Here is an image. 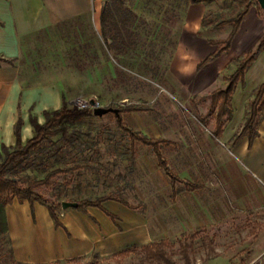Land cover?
<instances>
[{"label": "rangeland", "instance_id": "1", "mask_svg": "<svg viewBox=\"0 0 264 264\" xmlns=\"http://www.w3.org/2000/svg\"><path fill=\"white\" fill-rule=\"evenodd\" d=\"M241 1L218 0L206 15L211 13L218 21L219 13L228 15ZM134 2H110L113 7L111 25L138 27V31L126 33L128 57L121 62L113 57L118 60L114 63L115 78H106L103 58L97 54L100 48L89 28L90 19L70 21L53 30L46 39L48 49L57 44L60 52L54 54L49 63L55 65L56 61L66 73L84 71L88 77L95 69L98 70L102 79L78 80L75 84L77 93L72 99H94L103 107L114 109L141 108L142 112L121 115L125 125L147 138L159 137L168 141V145L161 146L168 168L181 181L200 186V189L189 191L182 183L172 187L169 178L158 167L152 150L131 142L116 127L113 114L96 117L91 113L80 123H67L66 136L58 135L51 139V144L43 143L39 152L17 169L18 178L23 182L41 180L50 171L81 166L84 169L80 171L53 177L49 185L38 188L36 192L55 202L116 196L144 212L150 228L158 231L154 242L165 239L173 246L175 264H183L179 240L196 232L198 237L192 246V264H242L248 259L250 246L256 242L253 236L264 231V218L259 219L258 225H254L255 218L247 215L226 217L222 219L224 223L217 221L215 201L222 161L213 150V145H218L213 134L215 121L213 116L207 115L209 100H204L205 95H189L182 88L181 76L176 70L180 66L173 63L182 28L180 10L189 4H185V0H138L137 9L142 14L136 16L124 7L126 3ZM252 6L264 19L255 1ZM253 11L251 9V13ZM209 20L213 21L212 18ZM213 24L204 25L203 34L208 30V37L224 40L231 31V25L215 29ZM247 48L245 55L253 51L255 45ZM213 49L196 45L194 57L203 60ZM242 50L240 44L235 45L231 52L210 62L206 71L230 59L231 64L221 72L222 78L228 77L239 58L245 56ZM49 51L54 52L52 48ZM183 66H190L188 71L193 76L204 70H196L195 64ZM211 82L218 83L217 80ZM68 107H73L71 102ZM204 205L209 206L208 211L213 213V218L207 223L203 219V211L207 210L202 208ZM201 238H206V241L203 243ZM8 250L9 245L0 234V264H13ZM84 263L162 264L137 254L117 262L110 258L88 257L80 262Z\"/></svg>", "mask_w": 264, "mask_h": 264}, {"label": "crops", "instance_id": "2", "mask_svg": "<svg viewBox=\"0 0 264 264\" xmlns=\"http://www.w3.org/2000/svg\"><path fill=\"white\" fill-rule=\"evenodd\" d=\"M137 1L123 5L136 16H141ZM105 4V0H0V155L2 147L14 146V128L18 119L21 120L20 141L24 143L32 137L30 117L43 124L45 111L59 110L63 101L68 105L73 100L78 80L102 79L96 69L88 77L84 71L66 73L56 61L53 63L55 65L49 63L50 58L60 52L57 44L51 47L54 52L48 49L46 39L53 30L70 21L92 20L89 28L100 48L97 54L103 58L106 78H115L114 63L118 60L113 57L120 62L128 57L126 33L136 32L138 27L108 24L103 38L100 15ZM210 6L200 3L180 10L182 28L173 63L180 66L176 70L181 76L182 88L192 96L207 97L214 90L226 86L221 72L232 60L222 62L208 72L210 62L231 52L237 44H240L245 55L249 49L247 47L255 45L256 48L264 36V19L258 15L256 7L251 6L240 23L230 49L208 62L202 73L193 76L188 71L191 67L183 65L195 64V69L201 70L203 68L197 69V65L210 55L197 60L194 57L196 45L212 47L209 41H220L208 37V30L203 34L202 20ZM251 9H254V13H251ZM212 80L218 83L213 84ZM263 81L264 50L245 72L244 84L236 86L231 99L232 115L223 122L221 136L214 138L218 145H213V150L222 161L215 201L218 222L224 223L222 219L229 216L238 218L247 215L255 218L254 225H258L259 219L264 218V116L258 123L257 136L251 146L247 137L232 145L244 122L247 105ZM102 208L115 216L116 220L98 208H87L85 212L77 208L60 209L57 215L64 228H55L45 207L36 202L30 206L27 201L14 200L5 207L13 260L22 264H45L91 255L109 258L131 247L151 244L158 235L157 230L150 228V221L144 212L114 201L104 202ZM203 215L206 223L213 218V213L208 209L203 211ZM255 237L256 242L250 246L248 259L242 264H264V231Z\"/></svg>", "mask_w": 264, "mask_h": 264}, {"label": "trees", "instance_id": "3", "mask_svg": "<svg viewBox=\"0 0 264 264\" xmlns=\"http://www.w3.org/2000/svg\"><path fill=\"white\" fill-rule=\"evenodd\" d=\"M107 3L103 6L100 15V24L102 29V36L105 37V29L110 20L113 17L112 10L113 7L110 3L111 0H105ZM120 2V0H114ZM218 0H185V4L194 5L203 3L205 5H213ZM253 0H242L238 7L229 11L228 15H223L219 13L216 17L208 13L202 20V27L207 23L209 25L213 24L215 29L222 28L226 25H231V32L226 39L220 41H209V44L214 47V51L207 56L202 62L197 65V69L203 68L208 62L218 57L222 53L227 52L230 49L231 42L240 26L241 21L247 14L250 7L253 5ZM111 4V5H110ZM226 14V13H225ZM225 16H227L225 18ZM213 21H208L211 19ZM216 21V22H215ZM264 50V36L256 46V48L247 53L243 58L239 59L235 64V69L232 74L225 78L226 86L223 89L214 90L209 96L205 97L204 100H209V109L207 112L208 116H213L215 121L214 124V137L219 138L221 136V131L223 128V122L228 120L232 115L231 99L234 90L238 84H244V74L250 65L255 61L257 56ZM119 110V117H115L116 127L128 138L131 142H137L143 146L149 147L156 160L158 167L164 171V174L169 178L170 184L173 187L177 183H182L185 189L189 191H196L200 189V186L193 185L188 182L181 181V179L175 176L168 168L165 159L161 154V146L168 145L169 142L164 139H154L147 138L146 136L133 131L128 128L123 122L121 115L138 113L143 110L139 107L128 106ZM91 112L88 110H79L75 107L69 108L68 105L63 101L62 107L56 111H45L43 113L44 123L39 124L34 117H30V125L32 128V137L26 142L22 143L20 141V128L21 120L18 119L16 122L14 133L16 136V142L12 147H2L0 155V234H3L8 245L9 239L7 236V224L5 218V207L12 204L14 200L18 202L27 201L30 206L33 203H38L45 207L52 219L55 228H64L59 221L57 211L61 209V202H55L53 200H48L43 197L36 190L40 187L47 186L50 184L51 179L57 175L66 174L69 172L80 171L84 169L81 166H74L68 169H56L48 172L45 177L41 180H32L28 182H23L18 178L17 169L21 168L23 164L35 153L39 152L43 143L51 144V139L55 136L61 135V137L66 136V124L67 123H80L83 119L90 117ZM264 116V81L256 90L253 99L248 103L247 110L245 113L244 122L240 128L238 134L235 135L232 140V145H236L243 137H247L248 144L251 146L252 141L257 136V126L260 119ZM107 201H114L122 204L123 206L137 210L136 207H132L124 202L122 199L106 195L101 196L96 199H84L81 201H76L78 204L77 210L85 212L87 208H98L102 210L106 215H108L112 220H116V217L109 214L102 208V204ZM198 237V233H193L192 235L185 236L184 239H180L178 242L180 256L183 259V264H192L191 254L193 252L192 246L194 240ZM188 240V244L186 241ZM200 241L203 243L206 238H201ZM8 254L10 255L13 264H22L13 260L12 253L9 247ZM143 255L148 261L162 263V264H175L173 261L174 251L173 246L165 239L155 241L151 244L141 246V247H131L129 249L120 251L112 255L110 260L120 261L125 257L131 255ZM90 257H95L91 255ZM87 258H74L64 261H56L45 264H80V262ZM85 264V263H84Z\"/></svg>", "mask_w": 264, "mask_h": 264}, {"label": "water", "instance_id": "4", "mask_svg": "<svg viewBox=\"0 0 264 264\" xmlns=\"http://www.w3.org/2000/svg\"><path fill=\"white\" fill-rule=\"evenodd\" d=\"M255 1L260 9L262 10L263 14H264V0H253ZM106 114H113L115 117H119V110L118 109H114V108H107V107H101L98 109H95L92 112L93 116L96 117H102ZM78 207V204L75 202H61V209L66 210V209H76Z\"/></svg>", "mask_w": 264, "mask_h": 264}, {"label": "built area", "instance_id": "5", "mask_svg": "<svg viewBox=\"0 0 264 264\" xmlns=\"http://www.w3.org/2000/svg\"><path fill=\"white\" fill-rule=\"evenodd\" d=\"M71 105L79 110H88L91 113L98 108L103 107L99 101L94 99L75 98L71 101Z\"/></svg>", "mask_w": 264, "mask_h": 264}]
</instances>
